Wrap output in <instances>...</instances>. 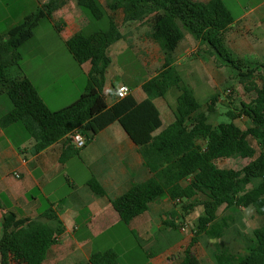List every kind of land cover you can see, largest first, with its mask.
Here are the masks:
<instances>
[{
    "label": "trees",
    "instance_id": "obj_1",
    "mask_svg": "<svg viewBox=\"0 0 264 264\" xmlns=\"http://www.w3.org/2000/svg\"><path fill=\"white\" fill-rule=\"evenodd\" d=\"M77 3L91 21L105 18L109 21L107 30L91 33L82 30L66 42L78 63L90 62L92 65L85 92L72 104L51 111L28 78L10 80L8 77L11 68L20 67L22 47L34 38L41 21L51 20L53 14L66 4V0H49L8 33H0V82L7 84L6 94L11 102V109L0 118V125L8 127L21 122L35 141V153L67 138L61 158L65 162L78 154L79 149L73 146L69 137L74 130L80 129L89 145L101 131L118 122L139 147L152 177L144 183H134L127 193L112 200L113 208L123 223L130 224L158 199L169 198L175 206H182L184 214L201 204L204 215L199 218L191 244L180 263L199 264L192 248L200 235L221 239L235 222L231 215L219 216L222 207H253L264 217V64H248L227 48L225 33L235 18L223 0L205 3L195 0H107L106 5L101 0H77ZM118 11L123 12L124 23L150 21V37L161 47L165 61L161 71L143 84L146 99L138 101L129 94L109 105L104 87L107 69L112 64L110 48L124 38L111 14ZM184 29L209 46L211 53L222 59L226 66L235 69L240 83L253 94L249 102L242 103L238 114L232 110L227 112L230 122H222L217 127L209 122L194 90L184 82L183 73L175 65L174 53L184 37ZM171 88L179 92L173 109L175 120L162 129L161 113L153 98H165ZM215 96L208 108L210 112L217 103ZM241 117L249 120L251 125L242 128L231 121ZM252 140L258 143L260 152ZM229 158L251 161L240 170L219 166L220 161ZM256 179L260 182L249 187ZM88 185L95 194L106 196L105 189L94 176ZM199 196L202 201L192 202ZM60 208L50 206L37 218H18L14 212L4 214L1 264H43L51 246L65 231L58 214ZM172 215L177 217L176 212ZM214 248L218 264H264V225L254 230V238L243 256L223 249L218 242ZM88 264H120L119 255L114 250L93 253Z\"/></svg>",
    "mask_w": 264,
    "mask_h": 264
},
{
    "label": "crops",
    "instance_id": "obj_2",
    "mask_svg": "<svg viewBox=\"0 0 264 264\" xmlns=\"http://www.w3.org/2000/svg\"><path fill=\"white\" fill-rule=\"evenodd\" d=\"M48 1L33 0L31 11L25 10L14 19L7 16L5 20L11 22L9 28L19 25L31 12H35ZM195 1L205 3L211 0ZM232 1L235 0H223L235 18L232 27L225 33L227 48L248 64H264V0H250L251 6L236 0L240 9L237 14L233 12ZM111 14L124 35L121 39L124 44L120 50L143 51L145 59L141 60L142 66L146 71L151 69L152 72L149 79L133 78L131 85L124 82L115 84V79L125 76V73H122L118 77H112L110 86L107 87L110 65L106 72L104 95L106 99L108 97V104L112 105L117 101L116 88L127 85L131 90L130 94L142 101L147 98V94L142 90L143 84L157 74L153 73V61L148 49L153 43L158 45L159 50L162 49L152 39L148 42L132 36L141 29L140 25L148 20L124 23L122 11ZM49 21L52 28L47 29L45 33L50 41L48 47L38 45L40 57L35 59L34 52L28 48L29 42L26 43L22 47V71L18 73L19 78L26 77L32 82L51 111H57L75 102L85 92L92 65L90 62L78 63L66 51L59 54L56 34L60 37L63 47H67L66 42L74 34L91 27L92 23L78 6L77 0H66V4L58 9ZM183 35L174 53L175 65L179 71L182 72L179 66L192 57H208L210 65L217 61L219 57L211 53L209 46L202 44L185 29ZM177 50L182 52L178 54ZM27 54L32 58L27 59ZM162 59L164 64V53ZM12 69L14 67L9 71ZM2 94L0 83V102ZM164 109L169 124L165 125L160 110L162 129L175 120L173 110L166 107ZM7 110L6 106H0V118ZM67 142V138L62 139L35 153V141L23 125H0V238L4 214L14 212L18 218H37L50 206H61L58 214L65 231L59 241L49 249L43 264H88L93 253L108 250L117 252L115 243L118 241L110 235L117 230L124 231L123 225L127 227V236L129 230L141 247L144 244L142 250L145 258L136 263V256L139 255L134 254V264H180L185 258L194 232L191 229V234L190 230H187V219L199 209H202L199 217L203 216V207H195L188 213V217L182 212V206H175L169 198L158 199L150 204L144 214L130 224H125L113 208L112 200L127 193L134 183H144L152 177L151 171L144 164L139 147L118 122L105 128L89 145L77 150L78 154L63 162L61 158ZM92 176L105 189L106 196L95 194L89 187L88 181ZM173 212L177 213L176 218L173 217ZM121 241L123 242V239ZM215 243L217 242L213 239L205 240L199 237V241L192 248V254L199 264H218L213 247Z\"/></svg>",
    "mask_w": 264,
    "mask_h": 264
},
{
    "label": "rangeland",
    "instance_id": "obj_3",
    "mask_svg": "<svg viewBox=\"0 0 264 264\" xmlns=\"http://www.w3.org/2000/svg\"><path fill=\"white\" fill-rule=\"evenodd\" d=\"M240 1L243 5H252V2L250 0ZM102 2L104 5H106L107 0H102ZM32 5L33 0H0V33H4L3 35H5V33H8V31L10 30L9 25L11 22L5 20L7 16L13 17L14 19L23 11L30 10ZM232 7L235 14L240 12L236 0L232 1ZM88 20L90 21V23L92 22V26L84 30L86 33H91L95 30H107L109 27V21L107 18L100 21L92 19L91 21V18L88 16ZM140 26L141 29L132 36H135V38L139 37L143 41H151L150 21H147ZM49 28H52L50 21L48 19L42 20L39 27L35 31L34 38L31 39L28 43V48L34 52L33 57L35 59H38L40 57L37 49L38 45L41 44L43 48L48 47L50 41L45 33ZM56 35V44L58 45L60 51L59 54L65 51L70 53L67 47H63V43L61 42L58 34ZM123 44L124 42L120 40L119 42H116L110 49L112 64L109 68L108 81L106 85L107 87L110 86L109 81L112 77H118L122 73H125V76L118 77L117 80L115 79V84L118 85L119 83L124 82L127 85H131V83L133 82V78L141 80L150 78L152 70L149 69L146 71L141 63V60L145 59L143 51L138 52L137 49L120 50ZM148 50L150 52V59L153 61V73H158L163 68V52L158 49V45L155 43L150 45V48ZM181 52V50H177L178 54H180ZM200 54H202V52H200ZM25 57L27 59L32 58L28 54ZM223 62L224 61L222 59L217 58V61L210 65V58L200 56L196 57L195 59L192 57L182 65H178L179 69L183 72L184 82L192 87L198 101L201 103V111L207 113L209 122L215 127H217L222 122H230V118L227 116V112L229 110H232L235 114H238L242 108V103L249 102L253 95L245 89L242 83H240V79L237 75L238 72L232 67L226 66ZM22 64L23 62H21L20 66H22ZM21 71L22 70L20 67H14V69L8 72L9 79H18L20 77V73L18 72ZM0 83L3 89L0 106H6L8 108V112L11 109V102L6 94L7 84L4 82ZM178 95V90L176 88H171L166 94L165 98H153V101L163 113L165 125L169 124V120H166L165 118L164 108L166 107L168 110H173L177 105ZM214 95H216L215 98L218 97L216 100L217 103L214 105V110L210 112L208 108ZM231 121L242 128H247L251 125L250 121L245 117L237 118ZM19 124L23 125L21 122H19ZM252 144L256 147L258 152L261 151L260 146L255 140H252ZM250 161V159L229 158L220 161L219 166L223 168L240 170L245 167ZM259 182L260 180L256 179L249 187L256 186ZM202 199V196H199L192 202H200L202 201ZM197 206L202 205L198 204ZM201 211L202 209H199L197 212H195V214H193L191 218L187 219V230H190L189 233L191 234L192 231L197 229ZM188 215L189 214H187V216ZM224 215H231L234 218L235 222L233 226L226 231L225 235L221 239H213V241L220 243L223 249L228 250L229 252H232L233 254H236L238 256H243L248 252V247L251 245L252 239L254 238V230L264 225V217L258 215L253 207L230 209L222 207L219 210V216ZM123 228L124 231L117 230L110 235L114 240L118 241L117 243H115V249L120 255L119 263L134 264V254L139 255L136 256V263H139L145 258V253L142 250L144 244L141 243V247L137 243L136 237L133 236V234L129 230L127 236V232L125 231V228H127L126 225H123ZM191 229L193 230L191 231ZM201 238L206 240V238L208 237L202 234L200 235V239ZM121 239H123V242L121 241ZM133 248L134 250L132 251Z\"/></svg>",
    "mask_w": 264,
    "mask_h": 264
},
{
    "label": "built area",
    "instance_id": "obj_4",
    "mask_svg": "<svg viewBox=\"0 0 264 264\" xmlns=\"http://www.w3.org/2000/svg\"><path fill=\"white\" fill-rule=\"evenodd\" d=\"M131 90L127 85H121L115 90V96L116 99H123L126 96L130 94ZM73 146L76 149H83L87 143L88 139L87 137L83 134V132L80 129L74 130L70 135H69Z\"/></svg>",
    "mask_w": 264,
    "mask_h": 264
}]
</instances>
